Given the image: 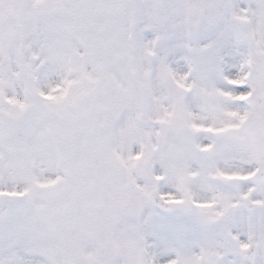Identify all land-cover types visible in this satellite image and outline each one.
Listing matches in <instances>:
<instances>
[{
	"label": "snow or ice",
	"instance_id": "obj_1",
	"mask_svg": "<svg viewBox=\"0 0 264 264\" xmlns=\"http://www.w3.org/2000/svg\"><path fill=\"white\" fill-rule=\"evenodd\" d=\"M0 264H264V0H0Z\"/></svg>",
	"mask_w": 264,
	"mask_h": 264
}]
</instances>
